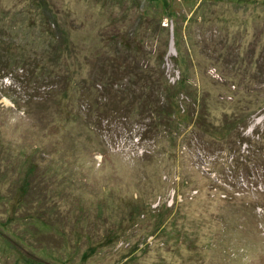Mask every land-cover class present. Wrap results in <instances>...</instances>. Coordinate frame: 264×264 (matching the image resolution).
<instances>
[{"label": "rangeland", "instance_id": "374dc122", "mask_svg": "<svg viewBox=\"0 0 264 264\" xmlns=\"http://www.w3.org/2000/svg\"><path fill=\"white\" fill-rule=\"evenodd\" d=\"M41 1L0 0V60L29 66L0 77V264H264V0H46L88 56L129 37L160 77L166 50L158 123L129 97L108 111L101 62L54 50Z\"/></svg>", "mask_w": 264, "mask_h": 264}, {"label": "trees", "instance_id": "16d2710c", "mask_svg": "<svg viewBox=\"0 0 264 264\" xmlns=\"http://www.w3.org/2000/svg\"><path fill=\"white\" fill-rule=\"evenodd\" d=\"M35 5L39 6V8L42 9L41 16H43V23H47L48 35L51 37L52 41L55 42L54 50H56V48L57 49H68L69 47L75 48L76 49L74 56L75 63H78V61L80 60L76 55L77 52H81L82 57H85L88 60H98L99 62H101L95 67L94 79L96 80L93 84V87H99V89L103 90L104 92L102 97L103 99H99V100L103 104L104 102L105 104H109V106L108 105L106 106L108 111H115L117 109L119 110L118 107L119 100L117 99L120 98L127 99L129 97L130 102L124 105L125 109L126 108L129 109V107L132 106V102H136L138 109L146 115L145 119H147V122H151V121L164 122L165 120H167L165 118L176 116V114H174V110L177 107V105L175 100V94H173L172 92V88L175 87L176 85L174 82L172 84L168 82V78L165 76L164 73V68L163 67L161 68V64H163V60L165 57L164 56L166 51L165 49L162 51L163 54L160 53L157 55V60L161 62L158 72L161 71V73L163 74V76L161 75L160 77H153L149 74V67L147 65V62H150V58L145 63L144 62L145 54L142 52L141 49H136L138 53L131 52V50L133 49L131 47V44L134 46V42H132L133 40L130 39L129 37L122 38L118 35L109 36L110 43L113 45V48L116 46H120L121 49L123 50L125 49L129 55L123 54L121 52H118L116 55V50H114V55L112 56L106 55L104 57L102 55L101 50L98 49L97 46H90L89 48L90 56H88L85 53L84 47H79V44H75V42L72 41L69 35V30H65V26H64L65 22L60 20V18H57V15L49 10V6L46 0H42L41 3L35 2ZM45 19H47L46 20L47 22L45 21ZM67 38H69L68 42L66 40ZM56 39H60L59 42H56ZM10 59H12L10 53L6 52V58L2 61L0 60V64L2 65V70H3V73L0 76L1 78L2 76H7L8 74L12 75L13 71L15 72H18L19 70H22V72L26 71L27 68L29 67L27 66V63H25V65L22 64L21 66L14 67V69H10L11 64L10 63L6 64L7 61ZM22 59L23 58L18 57V61H21ZM15 60L17 61V58L16 59L14 58V61ZM103 61L105 63L106 62L109 63V65L108 66L103 65L102 63ZM32 72L33 70H30V73ZM123 74H130V76L128 78H123L122 76ZM134 75L137 78V80H135V82L133 81V83H126L127 81L131 80V77L133 79ZM123 90H125L127 94V96L125 97L121 94ZM39 97L40 96L37 94L31 95L32 100L36 98L39 99ZM97 100H95V104L96 106H99L100 103ZM198 110L199 111L197 114L200 113L199 107ZM102 117L106 120L110 119L109 114H105ZM247 125L248 123L246 121V123H241L237 126H233V128L235 129L233 132L235 133V131L237 130V136H238L237 141L239 145L246 141V137L242 135V133L243 131H245ZM255 134L258 137H262L264 135V132H255ZM33 163L34 162H32L29 166V169L32 170L30 173L27 174V179L20 180L19 182L18 190L21 192L20 201H27L28 199L30 200V197L33 196L34 194V187L36 191H38L37 186L34 183L35 180L34 170L36 169V167ZM248 163L250 162L239 163L238 165H235V167L239 166V168L243 172L244 170L250 169ZM252 165L255 167L254 163H252ZM230 169L231 167H229V170ZM239 177H243V176L240 174ZM28 217L39 218L41 217V211H36L34 214H29ZM13 219L17 222H22L24 221L25 218L23 219L20 217H15V218L13 217ZM38 220L40 221V223L44 224V221L42 219H38Z\"/></svg>", "mask_w": 264, "mask_h": 264}, {"label": "bare ground", "instance_id": "6f19581e", "mask_svg": "<svg viewBox=\"0 0 264 264\" xmlns=\"http://www.w3.org/2000/svg\"><path fill=\"white\" fill-rule=\"evenodd\" d=\"M235 134V133H234ZM250 137V136H249ZM202 172V171H201ZM236 176V175H235ZM208 187V186H207ZM214 193V192H213ZM203 199V198H202ZM191 215V214H190ZM155 236V235H154ZM213 253V252H212ZM207 261V260H206Z\"/></svg>", "mask_w": 264, "mask_h": 264}]
</instances>
